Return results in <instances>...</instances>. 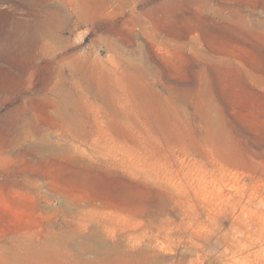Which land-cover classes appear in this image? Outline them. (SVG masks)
Masks as SVG:
<instances>
[{
	"label": "rangeland",
	"instance_id": "1",
	"mask_svg": "<svg viewBox=\"0 0 264 264\" xmlns=\"http://www.w3.org/2000/svg\"><path fill=\"white\" fill-rule=\"evenodd\" d=\"M0 264H264V0H0Z\"/></svg>",
	"mask_w": 264,
	"mask_h": 264
}]
</instances>
